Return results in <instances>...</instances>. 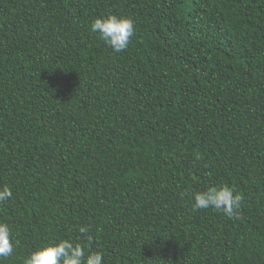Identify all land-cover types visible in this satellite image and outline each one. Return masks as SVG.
<instances>
[{"label":"trees","instance_id":"trees-1","mask_svg":"<svg viewBox=\"0 0 264 264\" xmlns=\"http://www.w3.org/2000/svg\"><path fill=\"white\" fill-rule=\"evenodd\" d=\"M108 14L135 21L124 52L90 31ZM222 184L238 219L192 207ZM5 185L0 264L59 239L104 264H264V0H0Z\"/></svg>","mask_w":264,"mask_h":264},{"label":"clouds","instance_id":"clouds-1","mask_svg":"<svg viewBox=\"0 0 264 264\" xmlns=\"http://www.w3.org/2000/svg\"><path fill=\"white\" fill-rule=\"evenodd\" d=\"M90 31L98 36L114 53L128 49L135 35V21L127 16L108 14L97 17L90 23ZM13 193L7 185L0 187V202L11 200ZM194 210L211 209L229 219H238L244 197L228 184L212 186L191 194ZM79 233L91 241L86 226L78 228ZM18 241L11 239V229L7 223L0 222V258L11 257ZM23 264H104L103 253L92 251L82 243L71 239H59L31 251Z\"/></svg>","mask_w":264,"mask_h":264}]
</instances>
